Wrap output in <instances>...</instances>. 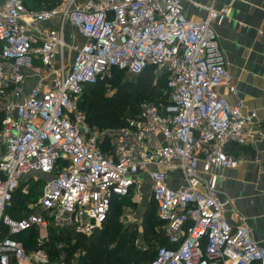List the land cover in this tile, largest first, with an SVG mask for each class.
Returning a JSON list of instances; mask_svg holds the SVG:
<instances>
[{"label": "built area", "instance_id": "2783aa9c", "mask_svg": "<svg viewBox=\"0 0 264 264\" xmlns=\"http://www.w3.org/2000/svg\"><path fill=\"white\" fill-rule=\"evenodd\" d=\"M48 1L58 7L29 11L23 0H0V264H51L45 250L28 251L18 236L50 223L88 235L142 174L169 244L148 264H264L248 225L226 220L229 203L209 176L238 167L227 146L247 144L255 118L244 113L212 26L228 9L209 8L192 21L183 0ZM57 16L85 43L73 47L67 71L24 94L33 56L51 69L65 45L60 31L39 28ZM149 68L165 75V103L143 104L122 127L87 124L79 109L86 85L111 69L136 76ZM55 172L38 212L5 215L25 177Z\"/></svg>", "mask_w": 264, "mask_h": 264}, {"label": "crops", "instance_id": "0c3cea01", "mask_svg": "<svg viewBox=\"0 0 264 264\" xmlns=\"http://www.w3.org/2000/svg\"><path fill=\"white\" fill-rule=\"evenodd\" d=\"M183 4L187 18L192 21L204 20L209 8L215 11L228 9L224 20L220 24L214 22L212 26L232 74L237 97L244 104V113L254 112L255 118L248 143L227 146V152L239 159L238 167L212 168L209 176L220 198L229 203L225 211L229 224L235 227L244 221L253 240L264 248V0H183ZM59 21L60 17H54L41 23L39 28L60 31L65 43H72V47L85 43L83 36L74 38L60 28ZM58 65L56 59L53 73L27 71L21 85L24 94L35 87L49 86L54 72L60 68ZM219 92L231 101L225 90L219 89Z\"/></svg>", "mask_w": 264, "mask_h": 264}, {"label": "rangeland", "instance_id": "374dc122", "mask_svg": "<svg viewBox=\"0 0 264 264\" xmlns=\"http://www.w3.org/2000/svg\"><path fill=\"white\" fill-rule=\"evenodd\" d=\"M23 3L29 11H38L46 8L41 5H46L45 3H47V1L23 0ZM50 4L52 5L50 8L58 7V5L52 2ZM59 23L61 25L60 28H64V31L71 33L74 38H80L81 34L69 23V21H63L60 18ZM55 59L59 60L58 67H63L65 71H67L71 64V60L73 59L72 43L66 42L64 47L56 53ZM30 69L33 72L43 70L49 73H53V70H55L54 68H45L41 63V60L35 56H33L32 67L29 68L28 71ZM148 74L152 79V87L155 88L154 95L158 98L159 93L162 95V92L165 89L164 74L162 72L157 73L152 69L148 70ZM102 83L104 101L107 103L112 102L115 99L118 89H120L119 87L121 86H125L130 93L134 90V94L132 93L133 95L130 98L129 106L124 108L127 110H124V113L120 114L122 118L119 122L115 123L114 126L123 124V120L125 122L134 118L133 116H137L143 104H157L156 101H158V99L156 97L142 98L136 96L135 86L137 83V76L127 74L124 71H119L117 69L109 70L103 77ZM92 94V87H87L85 91H82L79 97V103L80 101H83V105L81 107L79 106V109L85 120L87 119L96 127H101L103 122L107 121V123H109L111 120L110 116L115 115L116 112L111 110L106 114H96L92 116L95 112L94 108L97 107V101L92 99ZM1 126L2 119L0 122V128ZM56 174L57 172L51 174L50 177L38 174L25 177L21 181L20 187L16 191L12 204L5 212V215L11 217V211L15 209L17 210L19 217L38 212V208L40 207L39 199L43 185L46 180L55 177ZM149 220H151V222H149ZM157 223L158 221L156 219V213L151 198V186L146 175L142 174L138 179V183L132 188L129 196L112 204L106 224L96 228L90 234H79L72 228L66 229L49 224L47 229L37 227L32 231L25 233L21 238L26 249L30 251L41 248L38 240L43 239V244H45H42L43 248L47 252L50 262L53 264H82L84 251L80 248L73 252L74 245L82 246L83 241L90 239L93 235L96 236L100 234L101 237L105 238L107 229H111L115 231V236L112 237V240H110L111 238H106L101 242L103 247H107L106 250H113V254L119 255L121 254V248H125L129 249L131 252L141 251L145 255L152 257L155 249L160 246L159 244L163 245L159 240L160 237H164V235L161 226H156ZM51 226H53V228ZM130 230L133 232L131 235H129ZM120 234H125V238L121 240L119 236ZM126 235L127 237L128 235L130 236V240H128L127 243L125 242L127 239Z\"/></svg>", "mask_w": 264, "mask_h": 264}, {"label": "trees", "instance_id": "16d2710c", "mask_svg": "<svg viewBox=\"0 0 264 264\" xmlns=\"http://www.w3.org/2000/svg\"><path fill=\"white\" fill-rule=\"evenodd\" d=\"M47 3H45L46 5L42 4L41 6H45L46 8H50L52 7V5L50 4L51 2L46 0ZM54 4H56L55 2H52ZM41 7V8H42ZM38 10V9H37ZM146 69L145 71H143L141 74L136 75L137 76V83L135 86V95L138 97H142V98H147V97H156V95H154V91L155 88L152 87V79L151 76L148 74V70ZM118 70V69H117ZM121 71V70H119ZM125 72V71H124ZM165 78V75H164ZM103 80L97 81L94 84L91 85H86L83 89V91H85V89L87 87H92L93 88V94H92V99H95L97 101V107L94 108L95 112L92 114V116L96 115V114H106L108 112H110L111 110H114L116 113L115 115L110 116L111 120L109 123H107V121L103 122V124L101 125V127H96L94 126L90 121H87V123L95 130H101V129H106V128H111V127H122L125 126L127 124V122L129 121H125L123 120V124L118 125V126H114L115 123L119 122V120L122 118L120 116L121 113H124V108H127L129 106V102H130V98L132 97V95L134 94V90H133V94L128 92L125 86H121L119 87L120 89H118V93L116 94L115 99L112 102L107 103L106 101H104V96H103V91H102V85H103ZM165 86V84H164ZM125 87V88H123ZM165 91V89H164ZM163 91V92H164ZM162 92V95L159 93V97L157 98L158 101H156V103L158 104L159 102H163L165 103L167 101V96ZM161 96V98H160ZM108 101V100H107ZM83 101H80L79 106L81 107ZM136 116V115H135ZM133 116V117H135ZM2 114L0 113V122L2 119ZM15 195V194H14ZM124 199V198H122ZM121 199H113L112 204L114 202H117ZM152 203L154 205V210L156 213V207L155 204L152 200ZM112 206V205H111ZM11 217L13 219L16 220H20L23 217H19L18 216V212L17 210H12L11 211ZM110 215V213H109ZM108 215V217H109ZM107 217V220H108ZM156 219L158 221L156 226H161L162 229V222L159 220L157 213H156ZM107 220L102 224L105 225ZM149 222H151V220H149ZM155 222V221H153ZM52 223H50L51 225ZM53 228V226H51ZM35 229V228H33ZM33 229H31L30 231H32ZM28 231V232H30ZM74 232V231H73ZM163 232V230H162ZM27 233V232H26ZM101 233V232H100ZM25 233H22L18 236V238L22 241L21 236H23ZM115 231L113 230H109L107 229V234L106 237L103 238L100 236V234L96 235V236H92L90 239H87L85 241H83L82 246H77L74 245L73 247V252L79 250L80 248L84 251V255H83V261L82 264H148L151 260H153V258L155 257L156 254V249L152 254V257H149L147 255H145L144 253H142L141 251H129V249H125V248H121V254H113L112 251L113 250H106V246L103 247V245H101L102 240L106 239V238H111L110 240H112V237H114L115 235ZM133 234L132 230H130L129 235ZM2 235H5V233H3ZM126 235V243L128 240H130V236ZM164 237H160V242L163 244H159L160 246H166L168 247V240L163 232ZM121 240L123 238H125V234L123 235H119ZM23 242V241H22ZM107 242V241H106ZM112 242V241H110ZM45 245V244H43ZM43 245H41V249L45 250L43 248ZM26 248V247H25ZM47 248V247H46ZM48 250V249H47ZM115 251V250H114Z\"/></svg>", "mask_w": 264, "mask_h": 264}, {"label": "bare ground", "instance_id": "6f19581e", "mask_svg": "<svg viewBox=\"0 0 264 264\" xmlns=\"http://www.w3.org/2000/svg\"><path fill=\"white\" fill-rule=\"evenodd\" d=\"M207 11H208V9H207Z\"/></svg>", "mask_w": 264, "mask_h": 264}]
</instances>
